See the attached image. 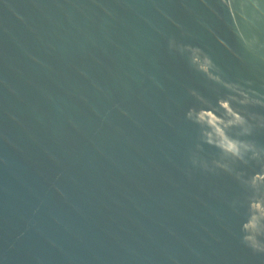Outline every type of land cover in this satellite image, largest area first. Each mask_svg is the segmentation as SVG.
Listing matches in <instances>:
<instances>
[{
  "label": "water",
  "instance_id": "95a60500",
  "mask_svg": "<svg viewBox=\"0 0 264 264\" xmlns=\"http://www.w3.org/2000/svg\"><path fill=\"white\" fill-rule=\"evenodd\" d=\"M248 236L264 0H0V264H264Z\"/></svg>",
  "mask_w": 264,
  "mask_h": 264
},
{
  "label": "clouds",
  "instance_id": "9594fccd",
  "mask_svg": "<svg viewBox=\"0 0 264 264\" xmlns=\"http://www.w3.org/2000/svg\"><path fill=\"white\" fill-rule=\"evenodd\" d=\"M237 121L240 123H243L244 121L240 118L237 117ZM241 147H245L238 141H229L227 143V149L231 151L233 154H239ZM248 242L250 243L251 247L256 249L257 251H264V244H261L254 236H248L246 237Z\"/></svg>",
  "mask_w": 264,
  "mask_h": 264
}]
</instances>
